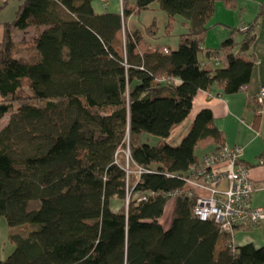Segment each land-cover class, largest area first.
Returning a JSON list of instances; mask_svg holds the SVG:
<instances>
[{
    "label": "trees",
    "instance_id": "obj_1",
    "mask_svg": "<svg viewBox=\"0 0 264 264\" xmlns=\"http://www.w3.org/2000/svg\"><path fill=\"white\" fill-rule=\"evenodd\" d=\"M17 1L0 42V120L9 116L0 129V217L11 247L0 264H264V247L235 248L182 194L203 149L225 145L211 111L196 115L178 146L168 142L198 92L216 84L232 95L249 83L256 61L242 54L255 24L206 54L226 60L213 70L200 54L215 0H122L121 14H97L96 0ZM155 2L168 34L184 21L175 51L124 31ZM29 28L40 33L17 44L12 32ZM25 86L29 97L19 95ZM126 167L144 172L127 177Z\"/></svg>",
    "mask_w": 264,
    "mask_h": 264
},
{
    "label": "crops",
    "instance_id": "obj_2",
    "mask_svg": "<svg viewBox=\"0 0 264 264\" xmlns=\"http://www.w3.org/2000/svg\"><path fill=\"white\" fill-rule=\"evenodd\" d=\"M7 1L0 0V3ZM111 2L112 0H96L92 6L97 14L120 13L117 5H111ZM116 2L117 0L114 1L115 4ZM130 19L132 16L127 20ZM252 23L255 24V38L250 49L242 54L245 60L256 61L249 83L232 95L223 93L216 84H213L209 91L198 92L193 100L191 112L183 124H187L189 129L201 110L211 111L215 127L223 134L224 144L241 147V162L247 167L250 179L260 188L252 195V206L264 207V102L258 109V106L256 107L260 88L264 87V0H215L201 48L200 62L213 70L226 67L224 58H221L224 61L221 66H216L212 61L214 58L206 57V54L217 50L233 31ZM184 28L182 27L183 32ZM236 39L240 41V38ZM235 53H238V48ZM180 126L173 131L170 138H173L174 132ZM176 138H182L181 132ZM203 150L208 154L214 152L213 146L208 145ZM232 243L235 248L246 244L255 248L264 247V224L255 229H238L233 234Z\"/></svg>",
    "mask_w": 264,
    "mask_h": 264
},
{
    "label": "built area",
    "instance_id": "obj_3",
    "mask_svg": "<svg viewBox=\"0 0 264 264\" xmlns=\"http://www.w3.org/2000/svg\"><path fill=\"white\" fill-rule=\"evenodd\" d=\"M212 61L216 66L224 62L221 58ZM263 102L264 87H261L256 99L258 108ZM241 153L239 146L224 145L190 167L189 177L182 179L185 183L182 194L194 199V216L203 222L213 221L221 234L230 236L238 229H255L264 224V207H253L251 203L252 195L260 188L250 179ZM125 172L128 177L144 171L131 172L126 167Z\"/></svg>",
    "mask_w": 264,
    "mask_h": 264
},
{
    "label": "rangeland",
    "instance_id": "obj_4",
    "mask_svg": "<svg viewBox=\"0 0 264 264\" xmlns=\"http://www.w3.org/2000/svg\"><path fill=\"white\" fill-rule=\"evenodd\" d=\"M116 0H112L111 5H117V8L119 9V14H121V9H120V2L122 0H117L116 4L114 3ZM125 2L128 3L129 6H132L134 3V0H124ZM18 6V1L17 0H8L6 3H0V7H4L0 11V42H1V36H2V25L4 23H9L14 19L15 12L17 10ZM176 23L173 25V29L171 33L168 34L166 31L167 25H168V16L165 12L160 10L159 5L155 2L152 3L149 8L145 11L140 12L139 15H135L134 17L132 16V19L127 20V23L123 25L124 31L126 29H138L142 35L143 42L148 46L151 47H160V48H171L172 50H176L178 48V42H179V36L183 33L182 31V22L183 20L179 17L176 18ZM153 26V31L154 34H150L147 32L146 28H149L150 26ZM124 31L121 33L119 39L120 42L123 45V39H124ZM40 33V30H37L35 28H29L26 30H14L12 32V37L13 40L19 44L21 41L24 40L25 45L27 44L30 45V42L37 37V35ZM21 50H23L22 55H27L26 51H24L25 46L20 47ZM19 95L22 97H29L30 96V91L28 88L25 86L20 92ZM9 116H6L2 120H0V129L2 128L3 125L7 122ZM184 130V131H183ZM183 131V132H182ZM181 132L182 137L185 136V134L188 132V125L183 124L180 126V128L174 132L173 138L169 139V143L172 146H178L181 142V139L176 138V135ZM173 139V140H172ZM157 142L156 138L150 137L149 138V144L150 145H155ZM128 140L125 141V145L119 150L121 153L120 155L123 157H128ZM37 205L31 204V207L34 208ZM172 203L170 202L167 207L165 214L161 220L162 225L165 229L169 227V224L171 222L172 218ZM8 242V228L6 225V222L4 218L0 217V244L3 246L1 250V257L5 258L8 256V254L11 252V247L9 246ZM5 243V244H4ZM4 244V245H3Z\"/></svg>",
    "mask_w": 264,
    "mask_h": 264
}]
</instances>
